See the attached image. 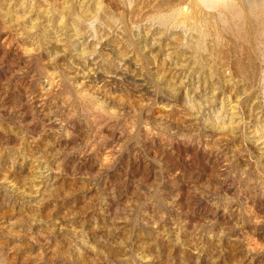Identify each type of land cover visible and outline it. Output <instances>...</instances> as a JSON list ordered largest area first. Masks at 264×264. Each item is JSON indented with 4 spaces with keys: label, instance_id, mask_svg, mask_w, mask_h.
Masks as SVG:
<instances>
[{
    "label": "rangeland",
    "instance_id": "obj_1",
    "mask_svg": "<svg viewBox=\"0 0 264 264\" xmlns=\"http://www.w3.org/2000/svg\"><path fill=\"white\" fill-rule=\"evenodd\" d=\"M192 1L0 0V264H264V23Z\"/></svg>",
    "mask_w": 264,
    "mask_h": 264
},
{
    "label": "bare ground",
    "instance_id": "obj_2",
    "mask_svg": "<svg viewBox=\"0 0 264 264\" xmlns=\"http://www.w3.org/2000/svg\"><path fill=\"white\" fill-rule=\"evenodd\" d=\"M202 1L207 2L208 4H210L212 2L214 3V1H216V2L217 1H221V2L225 1L226 5L224 7L225 10L223 9V11L224 12L225 11H231L232 15L234 16V21L237 22L238 25L241 24V26H244V25H242L244 23H245V25H250V26L252 25L251 30L250 29L247 30L248 32H246V34L250 33V31L253 30L252 28H255L254 26L257 27L259 24L264 23V0H202ZM216 5L217 4H215V6ZM192 6H193V4H192ZM196 6H198V5H196Z\"/></svg>",
    "mask_w": 264,
    "mask_h": 264
}]
</instances>
